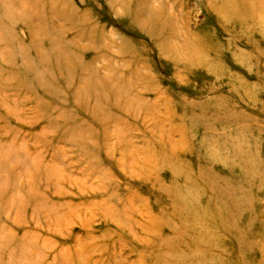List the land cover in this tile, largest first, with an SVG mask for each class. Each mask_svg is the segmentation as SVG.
<instances>
[{"label":"rangeland","instance_id":"1","mask_svg":"<svg viewBox=\"0 0 264 264\" xmlns=\"http://www.w3.org/2000/svg\"><path fill=\"white\" fill-rule=\"evenodd\" d=\"M0 264H264V0H0Z\"/></svg>","mask_w":264,"mask_h":264}]
</instances>
